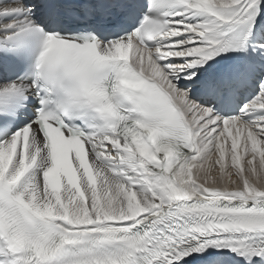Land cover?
<instances>
[{
  "label": "snow or ice",
  "instance_id": "1",
  "mask_svg": "<svg viewBox=\"0 0 264 264\" xmlns=\"http://www.w3.org/2000/svg\"><path fill=\"white\" fill-rule=\"evenodd\" d=\"M0 264H264V0H0Z\"/></svg>",
  "mask_w": 264,
  "mask_h": 264
}]
</instances>
